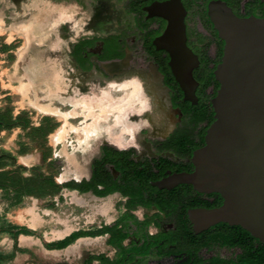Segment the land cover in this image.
Instances as JSON below:
<instances>
[{"label": "rangeland", "instance_id": "374dc122", "mask_svg": "<svg viewBox=\"0 0 264 264\" xmlns=\"http://www.w3.org/2000/svg\"><path fill=\"white\" fill-rule=\"evenodd\" d=\"M132 2L49 0L50 12L55 10L58 13L49 15L50 22L45 30H40L35 16L26 24L16 25V33L11 32L9 37L3 34L5 27L2 24L0 141L2 138H17L18 153L38 147L45 160L41 165L27 168L15 164L7 150H0V168H3L0 170V183L13 189L10 194L5 191L11 204L20 202L27 193L48 195L49 205L53 207L49 209L54 213L64 212L65 215L73 216L80 213L77 203L80 197L90 199L91 204L94 201L108 204L112 200L111 217L118 220V224L121 220L124 223L126 218L130 222L145 220L150 223L153 220L154 217L149 215L150 208L140 205L137 197H131L129 192L117 189L94 191L89 179L76 181L66 174L72 170L74 153L91 157L100 151L101 144L106 140L128 144V133L125 137L115 136L116 129L121 126L119 122L126 113L134 120L128 125L124 124L119 134L125 128L135 130V126L142 123L143 119L149 121L148 127L142 126L140 131L135 132L139 150L134 148L139 156L162 154L174 157V153L158 149V144H153L151 140L164 135L160 133L161 128L153 127L151 120L172 106V91L164 85L158 64L143 46V31L138 26L139 15L131 10ZM198 17L199 14L194 10L190 27L192 36L202 33L205 38H213L205 25L204 29L201 28ZM108 40L118 44L113 56L123 55L127 49L131 56L130 62L117 72H108L103 65L111 55L102 49V44ZM209 52L212 57L217 56L215 41L211 42ZM154 67L156 79L152 78ZM42 70H46L53 78H41ZM133 79L141 84L142 91L137 90ZM111 84L116 87H111ZM160 89H164L163 94L159 93ZM145 97L149 100L151 111L140 117L134 113ZM188 119L179 117L177 124L165 134L188 126ZM90 134L103 137L86 138ZM106 134L115 137L104 138ZM90 140L93 142L89 143ZM56 176L69 179L57 183ZM63 187H73L87 193L78 198L70 191H65L63 195ZM7 209L9 207L5 206V211ZM134 224L131 230L135 229ZM101 229L112 231L109 226ZM149 229L153 230V227ZM8 244V240L0 244V264H24V253H8ZM225 250L219 248V253ZM105 258L102 264L109 263V258ZM152 263L148 258L143 261V264Z\"/></svg>", "mask_w": 264, "mask_h": 264}, {"label": "flooded vegetation", "instance_id": "af4514ba", "mask_svg": "<svg viewBox=\"0 0 264 264\" xmlns=\"http://www.w3.org/2000/svg\"><path fill=\"white\" fill-rule=\"evenodd\" d=\"M155 1L164 0H133L131 10L139 15L138 26L143 31V46L158 64L163 74L164 85L171 89V109L176 112V118H170L165 124L161 122L160 133L164 135L153 137L151 140L153 144H158V149L169 150L174 153V157L162 154L141 157L135 151L134 147L121 149L117 146V143L112 141H106L101 144L99 154L97 153L92 160V174L89 177L91 189L94 191L117 189L122 192H129L131 197H137L140 205L150 208L149 215L154 217L150 223L145 222V220H132L130 222L126 218L124 219V223L121 220V223L118 224V220H113L111 225H109L112 229L111 235L114 238L111 241L113 245L111 254L107 255L109 258L108 264H143L145 258H148L149 262L153 261L152 264H258L257 239L255 236H251L244 230H241L240 225L219 221L206 227L202 225L203 223H200L203 221L199 213L201 209L214 208L222 204L223 198L220 193L201 192L196 190L190 183H180L172 188H160L154 183V181L162 179L170 173L194 170L192 155L195 149L205 143V137L202 138L201 131L208 124V120L202 121L192 131L194 138H191L192 135L189 136L190 119L193 113L186 111V107L189 103L197 104L199 97L196 102L185 99L182 88L176 78H174V74L170 68V55L168 51L161 48L158 49L154 44V38L163 32L167 24L166 19L162 16L149 15L147 7ZM209 1L211 0H182L187 11L185 16L187 43L199 58V64L193 71L194 78L198 75L196 70L201 64V52L204 45L210 41L207 51L211 55L209 47L211 42L215 41L219 52L220 37H216L213 26L209 27L210 25L206 24L207 19L210 20L207 8ZM226 1L238 15H264L263 4L261 6L257 5L261 0ZM194 10L199 14L198 18L201 28L205 25V28L211 31L213 38H205L202 33H198L195 37L192 36V28L190 27ZM111 25L112 23L110 27ZM117 45L114 40H108L102 44V49H106L108 54H111L109 61L114 59H127L129 63L131 56L128 53V49L125 50L123 55L113 56V52L118 48ZM75 49L76 45L74 46ZM75 59L78 62V59ZM211 66H213V63H211ZM164 67L168 68L169 71H164ZM156 77L157 73L154 67L152 78L156 79ZM197 81L196 94L198 96L200 81L198 79ZM207 92H213V86L208 87ZM159 93L163 94L164 89H160ZM179 117L184 120L189 118V122L187 121L188 126L179 128V130H171L165 134L172 129V126L177 122ZM133 120L126 113L123 116V120L121 119L119 122L121 126L119 125V129H116L117 133L115 136L125 137L126 132L123 131L122 134H119L122 129L121 127L124 124H130ZM184 134L186 138L188 136L191 140L188 143V147L191 146L189 147L191 152H188L185 148L182 149L180 141L184 138ZM165 158L170 160L171 163L163 161ZM131 159L134 162L150 160L155 172L158 173V176L150 181L152 185L151 190H154L155 198L148 200L142 199L141 196H143L145 191L143 185L135 180L126 181L123 177L125 176V168L127 169L130 165L129 160ZM104 170L110 174V180L108 182H103L99 179L102 176L101 173L105 172ZM99 175L101 176L98 177ZM145 195L149 196V193L146 192ZM162 196L163 198H161ZM133 224L135 229L131 230V225ZM151 227H153V230L149 229ZM140 229L142 231H139ZM120 236L122 239L119 242L117 239ZM219 248H225L226 250L223 251L224 253H219ZM105 257L106 255L91 254L86 257V260L82 264H95L96 260H100L102 263L106 259ZM56 264L69 263L59 262ZM260 264L264 263L262 262Z\"/></svg>", "mask_w": 264, "mask_h": 264}, {"label": "water", "instance_id": "95a60500", "mask_svg": "<svg viewBox=\"0 0 264 264\" xmlns=\"http://www.w3.org/2000/svg\"><path fill=\"white\" fill-rule=\"evenodd\" d=\"M207 8L213 28L224 40L214 69L220 83L211 98L214 120L207 126L205 143L193 152L194 170L170 173L154 183L160 188L190 183L198 191L220 193L222 204L201 209L200 223L241 225L264 242V15H238L226 0H211ZM147 9L149 15L166 19L154 44L168 51L185 99L198 101L193 71L199 58L187 43L182 0L155 1ZM127 63L114 59L103 65L114 72Z\"/></svg>", "mask_w": 264, "mask_h": 264}, {"label": "crops", "instance_id": "0c3cea01", "mask_svg": "<svg viewBox=\"0 0 264 264\" xmlns=\"http://www.w3.org/2000/svg\"><path fill=\"white\" fill-rule=\"evenodd\" d=\"M54 12L55 10L50 12L49 0H0V33L3 24L5 27L3 34L9 37L11 32L17 31L16 25L26 24L30 19H33L32 16H35L34 19L39 22L40 30H45L50 22L49 15L58 13ZM41 78L53 77L46 70H42ZM164 110V114L151 120V124L152 122L154 124L153 127L159 129L161 122L165 124L170 118H176V112L171 107ZM112 136L114 137L112 134H106L104 138ZM101 137L103 136L90 134L86 138ZM90 142L93 141L90 140ZM16 143L17 138H2L0 141V150L5 149L11 153L10 157L15 164L29 168L45 162L43 152L38 147L25 153H18ZM96 154L89 157L88 155L77 156V153H74L72 170L66 174L71 175L70 177L76 181L90 179L92 160ZM60 177H55L57 183H63L67 178ZM12 190L11 186L6 187V184L0 183V244H4L8 240V253L23 252L25 255L24 264H56L59 262L82 264L91 254L104 256L111 254V249H113L111 241L114 236L111 235L112 232L101 228L111 225L115 219L111 217L112 200L108 204L107 202L97 203V201L91 204L90 199L85 200L80 197L87 192L73 187H63V195L65 191H70L74 193L75 197H80L77 200L80 205V213L70 216L65 215L64 212L54 213L52 209H49L53 207L49 205L48 195L27 193L20 202L11 204L5 191L10 194ZM5 206L9 207L7 211H5ZM56 206L58 207L57 204ZM74 234L76 235L70 242L61 246L57 245L59 241ZM95 264L102 263L100 260H96Z\"/></svg>", "mask_w": 264, "mask_h": 264}, {"label": "trees", "instance_id": "16d2710c", "mask_svg": "<svg viewBox=\"0 0 264 264\" xmlns=\"http://www.w3.org/2000/svg\"><path fill=\"white\" fill-rule=\"evenodd\" d=\"M236 2H238L239 0H235ZM263 4L262 1H259V3L257 4L258 6H261ZM206 24H209V27H212L213 24L212 22L207 19ZM214 33L216 35V37H218V33L217 30L214 29ZM219 38V37H218ZM210 41H208L205 45L204 48L202 49V58H201V64L200 66L197 68L196 72L198 73V75L196 76V78L200 81V86H199V102L197 104H193V103H189V105L186 107V111H190L192 112V117L190 119V129H189V136L192 135L191 138H194L193 136V129L197 128V126H199V124L204 121V120H208V124L206 126L203 127V130L201 131L202 133V138L205 137V133H206V128L208 125H210V123L214 120V110H213V106H212V102H211V97L214 96L216 94V91L220 85L219 81L214 77V69L216 67V65L220 62L221 57L223 55V47H224V40L222 38H219V52H218V56L217 58H213L211 55L208 54V45H209ZM166 63V62H165ZM211 63H213V66H211ZM164 71H169L168 68H163ZM171 79V78H170ZM170 83V81H169ZM213 86V92L208 93L207 92V88ZM181 97V96H178ZM39 129V128H37ZM184 138H182L181 142V146L182 149L185 148V150H187L188 152H191V150H189V146L188 147V143L191 141L188 136L186 138L185 134L183 135ZM172 145V144H170ZM131 151V150H130ZM128 153H130L128 151ZM163 161H167L170 162V160L168 159H164ZM129 166L127 167V169L125 168V176H123L126 181H138L139 183H141L144 187V193L142 199H153L156 196H154V190H151L152 185L150 184V181L154 178H156V176H158V173L155 172L153 166L150 163V160H146L145 162H134V160H129ZM142 166V167H141ZM105 171V170H104ZM101 175H99L98 177L101 176L100 181H106L108 182L110 180V174H108V172L106 173L103 172L101 173ZM127 191H131V190H127ZM135 192V191H134ZM149 193V196H146L145 193ZM159 198V196H158ZM163 198V196L161 197ZM241 226V225H240ZM241 230H244L247 234L253 236L248 230H246L245 228H243L242 226L240 227ZM76 234L72 235L69 238H66L62 241H59L57 243L58 246L64 245L68 242H70ZM122 239V237L120 236L119 239H117L119 242ZM257 239V249H258V264L260 263H264V255L262 256V254H264V242L260 241L258 238ZM261 250V251H260ZM260 258V259H259Z\"/></svg>", "mask_w": 264, "mask_h": 264}, {"label": "clouds", "instance_id": "9594fccd", "mask_svg": "<svg viewBox=\"0 0 264 264\" xmlns=\"http://www.w3.org/2000/svg\"><path fill=\"white\" fill-rule=\"evenodd\" d=\"M132 83H134L136 85L138 91H142V86H141V84L136 79H133ZM110 86L113 87V88L116 87L115 84H111ZM150 111H151V105L149 103L148 98L145 97L141 101L139 108L136 110V112L134 114L137 115V116L143 117V114L145 112H150ZM142 126L143 127H148L149 126V121L147 119H143L142 120V123H138L135 126V130H133L131 128H125L124 129V132H126V133L129 134L128 144L127 145H125V144H118L117 146L119 148H121V149H123V148H125L127 146H132V147H137V149L139 150V145L136 144V142H135V132L140 131Z\"/></svg>", "mask_w": 264, "mask_h": 264}, {"label": "bare ground", "instance_id": "6f19581e", "mask_svg": "<svg viewBox=\"0 0 264 264\" xmlns=\"http://www.w3.org/2000/svg\"><path fill=\"white\" fill-rule=\"evenodd\" d=\"M15 33H16V31H15ZM21 35V34H20ZM22 36V35H21ZM57 135V134H56Z\"/></svg>", "mask_w": 264, "mask_h": 264}]
</instances>
